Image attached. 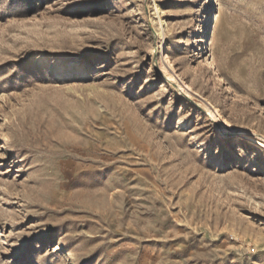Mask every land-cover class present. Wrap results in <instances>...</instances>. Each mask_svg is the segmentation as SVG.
<instances>
[{
  "label": "rangeland",
  "instance_id": "obj_1",
  "mask_svg": "<svg viewBox=\"0 0 264 264\" xmlns=\"http://www.w3.org/2000/svg\"><path fill=\"white\" fill-rule=\"evenodd\" d=\"M0 264H264V0H0Z\"/></svg>",
  "mask_w": 264,
  "mask_h": 264
},
{
  "label": "bare ground",
  "instance_id": "obj_2",
  "mask_svg": "<svg viewBox=\"0 0 264 264\" xmlns=\"http://www.w3.org/2000/svg\"><path fill=\"white\" fill-rule=\"evenodd\" d=\"M154 8L156 9V10H159V5L157 4V3H154ZM163 22L161 21V24H162ZM160 34H162L161 33V29H160V32H159ZM231 88V87H230ZM232 89V88H231Z\"/></svg>",
  "mask_w": 264,
  "mask_h": 264
}]
</instances>
